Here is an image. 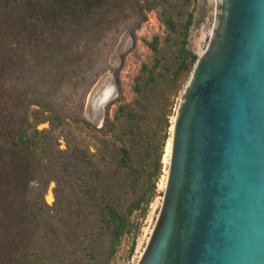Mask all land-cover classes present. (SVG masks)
Segmentation results:
<instances>
[{
  "label": "trees",
  "instance_id": "16d2710c",
  "mask_svg": "<svg viewBox=\"0 0 264 264\" xmlns=\"http://www.w3.org/2000/svg\"><path fill=\"white\" fill-rule=\"evenodd\" d=\"M191 1L0 0V264H108L134 214H147L171 135L170 96L198 60L187 48L193 14L178 23ZM158 8L169 33L180 34L175 68L163 65L156 37L136 99L109 103L102 125L54 104L64 85L78 88L95 71L109 32L125 25L135 38ZM47 122L51 129L40 130ZM65 126L62 150L54 132Z\"/></svg>",
  "mask_w": 264,
  "mask_h": 264
},
{
  "label": "water",
  "instance_id": "95a60500",
  "mask_svg": "<svg viewBox=\"0 0 264 264\" xmlns=\"http://www.w3.org/2000/svg\"><path fill=\"white\" fill-rule=\"evenodd\" d=\"M138 264H264V0H221Z\"/></svg>",
  "mask_w": 264,
  "mask_h": 264
},
{
  "label": "rangeland",
  "instance_id": "374dc122",
  "mask_svg": "<svg viewBox=\"0 0 264 264\" xmlns=\"http://www.w3.org/2000/svg\"><path fill=\"white\" fill-rule=\"evenodd\" d=\"M141 1L144 2L145 0ZM221 3V0H192L184 10L183 16L178 20L179 28H181L186 23L188 15L193 14L194 20L190 29L187 48L193 51L198 58L206 52L210 45L213 32L218 24ZM156 37L160 40L163 65L175 68L181 46L180 34L169 33L162 22L161 9H154L148 13L147 21L137 30L135 38L129 35L125 25L109 32L101 47V56L98 58L95 71L89 73L88 80L81 81L78 88L64 85L53 98L54 104L58 107L64 106L76 111L81 109L88 121L94 125H102L106 114V106L109 103L114 102L119 97L123 98V103L129 104L136 99L135 87L141 75L142 67L144 64L149 66L153 64L154 53L149 48V43ZM192 73L188 77L186 74L182 75L176 84L181 86V91L177 96L175 94L176 97L172 98V95L170 96L171 102L174 99L176 102L172 126L185 89L190 83ZM26 77L29 78L30 74L27 73ZM117 78L120 82L119 87ZM105 93H109V95L108 100L106 99L104 102L103 95ZM117 107L118 105L112 107L110 112L112 117ZM39 129L50 130L51 126L47 122L41 124ZM69 129L70 126H65L54 132L59 138V145L62 150L67 148L65 130L68 131ZM75 132L80 141L85 138V132L80 127L75 129ZM170 134L168 143L172 138V127L170 128ZM166 153L167 151L164 156L163 175L158 184L156 198L151 203L146 215L140 212L134 214L131 221V232L122 238L116 254L108 264H138L161 209L168 173L165 161ZM54 188L55 183L51 182L46 194V202L51 207L55 205ZM103 246L102 251L106 250V243ZM103 254L102 256H105Z\"/></svg>",
  "mask_w": 264,
  "mask_h": 264
},
{
  "label": "bare ground",
  "instance_id": "6f19581e",
  "mask_svg": "<svg viewBox=\"0 0 264 264\" xmlns=\"http://www.w3.org/2000/svg\"><path fill=\"white\" fill-rule=\"evenodd\" d=\"M98 94V93H97ZM100 94V93H99ZM108 95H109V93H105L104 95H103V101L105 102L106 101V99L108 100ZM96 97V96H95ZM172 129H173V126H172ZM171 149H172V138H171V140L169 141V143H168V145H167V148H166V151H167V153H166V157H165V161H166V163H167V167L169 166V160H170V156H171ZM168 169V168H167ZM168 174V173H167ZM166 181H167V178H166ZM166 186V185H165ZM50 199L52 198V197H49Z\"/></svg>",
  "mask_w": 264,
  "mask_h": 264
}]
</instances>
